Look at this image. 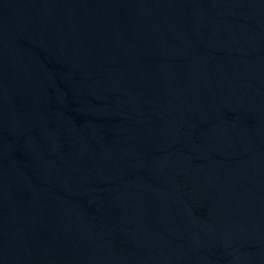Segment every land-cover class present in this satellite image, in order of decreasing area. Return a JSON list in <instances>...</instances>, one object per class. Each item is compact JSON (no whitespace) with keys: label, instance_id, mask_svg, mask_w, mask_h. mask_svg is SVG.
I'll use <instances>...</instances> for the list:
<instances>
[{"label":"water","instance_id":"95a60500","mask_svg":"<svg viewBox=\"0 0 264 264\" xmlns=\"http://www.w3.org/2000/svg\"><path fill=\"white\" fill-rule=\"evenodd\" d=\"M0 264H264V0H0Z\"/></svg>","mask_w":264,"mask_h":264}]
</instances>
